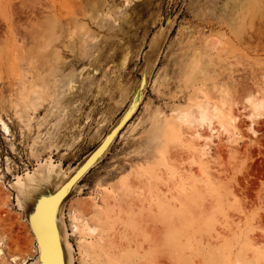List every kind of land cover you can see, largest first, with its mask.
Wrapping results in <instances>:
<instances>
[{
    "label": "rangeland",
    "instance_id": "1",
    "mask_svg": "<svg viewBox=\"0 0 264 264\" xmlns=\"http://www.w3.org/2000/svg\"><path fill=\"white\" fill-rule=\"evenodd\" d=\"M24 2L0 0V123L7 121L6 127L11 126L5 134L0 125V139L8 145H0L5 169L0 173V243L5 239V225L11 230L15 224L31 247L35 234L29 229L40 202L48 201L51 207L64 196L59 182L42 185L24 197H20L16 186L18 177L26 184L24 175L51 159L68 175L82 174L59 205L54 230L62 259L66 260L63 243L71 245L72 264H264L258 238L248 225L252 212L257 223L264 217V138L240 147L226 131L218 134L223 138L213 141L215 155L204 160L203 172L198 156L194 164H189L186 159L176 163L175 155H166L163 159L178 169L176 178L169 180L167 171L157 168L163 173L162 179L145 175L134 184L127 199L117 200L105 193L97 200L99 193L89 187L97 175L94 169L100 164L107 166L102 153L109 149H127L121 159L126 156L137 171L147 170L149 164L160 159L155 145L147 151L150 137L142 129H153L155 112L149 114L147 105L151 101L145 98L154 88L161 94L176 91L187 49L203 48L208 56L225 65L242 64L237 71L245 73L252 87H259V78L264 74L260 63L264 57L260 33L264 0H131L123 23L115 30L109 28L115 17L106 4L119 5L121 0H91L96 8L81 21L88 45L93 46L94 38L89 32H100L102 37H114L107 42L117 45L122 54L117 58L113 49L111 66L94 73L101 77L110 74L111 94L99 102L93 99L81 105L74 119L66 112L45 119L43 107L34 106L43 99V93L35 89L44 82L41 77L48 63V54L40 52L48 36L45 22L51 16L57 26L65 24L70 14L65 5L79 4L80 0H35L43 8L31 16L20 7ZM123 2L127 4L128 0ZM191 4L197 6L195 12L188 7ZM26 20L34 30L15 27ZM189 24L191 29L184 27ZM242 25L246 29L237 35ZM125 59L127 63L121 66L120 61ZM29 65L31 71L26 78L21 77L20 69ZM9 70L17 79H9ZM182 113L179 109L175 117L169 113L167 122L179 128ZM20 119L29 129L23 144L16 138ZM229 139L233 143L231 153ZM96 145L101 147L93 152ZM127 161L121 164L117 160L114 167L131 171ZM233 185L238 187L233 190ZM241 188L250 189L255 199ZM15 197L20 199L21 207L16 205ZM101 205L110 213L105 216L104 226L93 218ZM44 215L38 226L45 222ZM75 216L81 223L74 220ZM85 221L92 227H103L105 235L88 233ZM72 225L77 226L76 232L71 231Z\"/></svg>",
    "mask_w": 264,
    "mask_h": 264
},
{
    "label": "snow or ice",
    "instance_id": "2",
    "mask_svg": "<svg viewBox=\"0 0 264 264\" xmlns=\"http://www.w3.org/2000/svg\"><path fill=\"white\" fill-rule=\"evenodd\" d=\"M20 7L31 16L36 9L43 8V5L36 3L35 0H25ZM106 7L112 10V15L115 17V22L109 24V28L115 30L123 23L126 11L131 7V0H128L127 4L123 0L119 5L107 3ZM188 7L195 12L197 6L191 4ZM65 8L70 9V14L65 17V24L57 26L51 16L45 22L48 36L40 47V52L48 54V63L45 64V70L41 77L44 82L35 81V83H39V88L36 91L43 93V99L36 102L34 107H43L45 119L49 115L65 112L74 119L79 113L81 105L93 99L99 102L100 98L110 95L112 91L108 86L111 79L110 74L101 77L94 73L97 69L103 71L104 68L111 66L114 57L113 49H115L117 58L122 54L117 45L107 42L114 40V37H102L100 32H89V35L94 38L91 41L93 46L88 45V36L84 34L86 29L81 26V21L82 19L87 20L90 11H94L96 8L91 0H80L79 4L65 5ZM261 21L260 33L264 39V16H261ZM15 27L34 30L28 20ZM184 27L191 29L192 25ZM245 29L246 26L242 25L237 35ZM187 53L180 86L176 88V91L170 94H161L154 88L153 92L145 98L151 101L147 105L149 114L155 112L153 129L151 131L147 128L142 129L150 137L147 151H152L153 145H155L159 149L157 156L160 159L149 164L147 170L141 168L137 171L132 166L133 162L127 161L126 156L121 159L123 152H126L127 149L120 152H113L112 149H109L108 153H102L104 159L108 160V164L107 166L100 164L94 169L97 175L93 177L89 185L94 192L99 193L96 197L97 200L101 199L105 193L117 200L127 199L134 184L143 179L145 175H148L149 178L162 179L163 173L158 172L157 168L165 169L168 179L174 180L179 174L178 169L169 166L168 161L163 159L166 155L169 157L175 155L176 163L186 159L189 164H194L196 157L199 156L200 168L203 172L204 160L215 155L212 151L213 141L221 140L223 137L218 134H223L225 131L229 137L235 139L236 144L240 147L255 139L264 138V74L259 78L261 81L259 87L255 88L251 86V81L243 71H237L243 67L242 64L225 65L222 62H217L214 57L208 56L203 48L199 50L189 48ZM101 60L104 61L103 65L100 64ZM126 63V59L120 61L121 66ZM260 63L261 67H264V57L261 58ZM116 70L113 69V71ZM30 71L31 65L21 68L20 76L26 78ZM2 75L0 73V76ZM155 75L154 72L153 76ZM7 76L10 80L17 79L12 70L7 72ZM68 81H74V83H68ZM66 83L67 88L64 87ZM145 90L147 91V89ZM34 107L29 108L28 111H33ZM178 109L183 112V120L179 128L175 123L167 122V115L171 113L175 117ZM8 115L11 116L12 113L9 111ZM141 123H144L143 116H141ZM10 128L11 126L4 131L8 132ZM26 131H29L28 125L23 119H20L16 138L21 144L24 143ZM123 143L124 141L121 140V145ZM227 143L229 153H231L232 139H229ZM0 145L8 147L2 139H0ZM100 147L101 145H96L92 151L95 152ZM141 154H144V150ZM117 160L121 164L127 161L132 170L129 171L127 167H114ZM3 161L4 157L0 156V173L5 171ZM261 181L264 184V176L261 177ZM242 184L243 181H241ZM236 187L238 185H233V190ZM110 188L111 191H109ZM241 192H245L253 200L255 199L250 189L241 188ZM237 195H241V193L237 192ZM261 198L264 200V191L261 192ZM88 199L90 200L91 197ZM241 201H243V196H241ZM241 201H237V203ZM16 203L19 205L20 201L17 200ZM51 203L54 204V201ZM51 210L48 201L40 202V207L32 217V227L29 229L30 233L35 234L31 247H29L23 232L16 231L15 224L11 230L5 225V239L0 243V264H66V260L62 259L61 252L57 250L56 241L51 232V224L49 223L46 229L38 226L42 215L47 214L49 218L51 217ZM109 214L107 207L101 205L93 214V218L99 225L104 226L107 223L105 216ZM251 216L252 218L248 222L250 232L258 238V250L264 253V217H261L260 222L257 223L255 212H252ZM92 231L93 234L98 232L102 236L105 235L103 227H97ZM101 244H103V240H101ZM37 246L39 252L33 255ZM73 249L75 250V245H73Z\"/></svg>",
    "mask_w": 264,
    "mask_h": 264
},
{
    "label": "bare ground",
    "instance_id": "3",
    "mask_svg": "<svg viewBox=\"0 0 264 264\" xmlns=\"http://www.w3.org/2000/svg\"><path fill=\"white\" fill-rule=\"evenodd\" d=\"M172 28V27H171ZM157 63V62H155ZM153 66V65H152ZM156 66V65H155ZM153 66V67H155ZM153 68H151V71H152ZM154 70V69H153ZM141 72V71H140ZM36 90V89H35ZM181 119L183 120V113L181 114ZM123 120V119H121ZM1 125V130L3 133L7 134L8 132H5L4 129H6V125L1 122L0 123ZM121 131V130H120ZM107 153V152H106ZM199 157V156H198ZM104 158V157H103ZM99 160V159H98ZM85 165V166H84ZM83 165V168L85 169L86 168V165H87V162ZM37 168V167H36ZM35 168V169H36ZM70 169V168H69ZM74 169V168H73ZM72 169V170H73ZM71 170V171H72ZM76 170V169H75ZM70 170H68L69 172ZM72 174V173H71ZM68 175V173L63 170L62 168H60L59 165H53V162L52 160L50 159L49 161H45V162H42L39 164V167L31 172V173H26L24 175V179H26L28 182L25 184L24 182H22V179L21 177H18L17 178V182H16V186L18 188H20V197H24L25 194H28L30 191L31 192H34L36 191L40 186L42 185H49V184H54V183H57L59 182V187L61 188L65 183H67V181H69V179L71 178L72 175ZM80 175L82 174H79L78 176H76L71 182H69V184L65 187H63L62 191L60 192L61 195H64L62 198H60V200L55 204L56 207L54 208V206H51V212L53 214V222L51 223V218L48 217L47 214L44 215V223L40 226L41 228L43 229H46L47 226L49 225V223L51 224V232L52 234H54V238H56V233L53 232V230L55 229V223H56V214H57V210L59 208V205L62 203L63 199L67 196V194L69 192H71L75 187V183L78 181ZM66 178V180H64ZM57 185V184H56ZM75 185L74 188H72L70 191L69 189ZM79 188V187H78ZM68 192V193H67ZM66 194V195H65ZM23 199V198H22ZM20 199H16L15 197V201H17ZM17 205V203H16ZM18 207H21V202L19 203V205H17ZM74 220L78 223L81 221H78V218L75 216L74 217ZM86 222V221H85ZM81 227V226H79ZM71 228V231H75L78 230L77 229V226L76 225H72L70 226ZM85 228L87 230L88 233L90 234H93V229H95V227H92L90 225H88V223L86 222L85 223ZM65 233V232H64ZM66 235V234H65ZM56 241V239H55ZM57 245V250L60 251V248H59V245L56 243ZM63 248H64V252H65V256H66V264H72V255H71V251H72V248H71V245L68 243V242H64L63 243ZM35 253L39 252V247L37 246V248L34 250Z\"/></svg>",
    "mask_w": 264,
    "mask_h": 264
},
{
    "label": "water",
    "instance_id": "4",
    "mask_svg": "<svg viewBox=\"0 0 264 264\" xmlns=\"http://www.w3.org/2000/svg\"><path fill=\"white\" fill-rule=\"evenodd\" d=\"M84 166H85V165H84ZM82 167H83V166H82ZM82 167H80L79 170H82V169H83ZM77 170H78V169H77ZM77 172H78V171H77ZM75 176H76V174L72 175L71 178L69 179V181H67V183H65V184L63 185V187L67 186V185L69 184V182H70ZM63 187H62V188H63ZM58 196H59V195H58ZM55 207H56V205L54 206V208H55ZM53 217H54V216H53V214H52V212H51V217H50V218H51V223L53 222ZM54 230H55V229H54ZM54 230H53V232H55ZM53 236H54V234H53Z\"/></svg>",
    "mask_w": 264,
    "mask_h": 264
}]
</instances>
